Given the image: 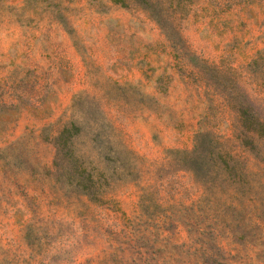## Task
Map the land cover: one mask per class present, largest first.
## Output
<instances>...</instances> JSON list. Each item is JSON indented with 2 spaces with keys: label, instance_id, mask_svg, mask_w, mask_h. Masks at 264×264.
I'll return each instance as SVG.
<instances>
[{
  "label": "rangeland",
  "instance_id": "1",
  "mask_svg": "<svg viewBox=\"0 0 264 264\" xmlns=\"http://www.w3.org/2000/svg\"><path fill=\"white\" fill-rule=\"evenodd\" d=\"M0 264H264V0H0Z\"/></svg>",
  "mask_w": 264,
  "mask_h": 264
},
{
  "label": "trees",
  "instance_id": "2",
  "mask_svg": "<svg viewBox=\"0 0 264 264\" xmlns=\"http://www.w3.org/2000/svg\"><path fill=\"white\" fill-rule=\"evenodd\" d=\"M194 157H191V159H193V162L196 164L199 161L200 158H199V155H197L195 158Z\"/></svg>",
  "mask_w": 264,
  "mask_h": 264
}]
</instances>
